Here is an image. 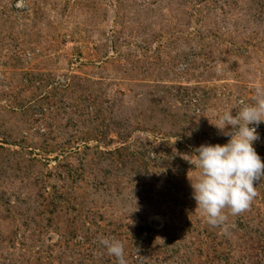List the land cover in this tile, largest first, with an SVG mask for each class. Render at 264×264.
<instances>
[{"label": "rangeland", "instance_id": "1", "mask_svg": "<svg viewBox=\"0 0 264 264\" xmlns=\"http://www.w3.org/2000/svg\"><path fill=\"white\" fill-rule=\"evenodd\" d=\"M257 87L264 0H0V264H264V180L213 227L183 159Z\"/></svg>", "mask_w": 264, "mask_h": 264}, {"label": "clouds", "instance_id": "2", "mask_svg": "<svg viewBox=\"0 0 264 264\" xmlns=\"http://www.w3.org/2000/svg\"><path fill=\"white\" fill-rule=\"evenodd\" d=\"M262 122L264 88L257 87L250 103L241 101L238 111L225 110L211 123L229 137L227 143L201 144L192 155L183 157L196 171L194 181L188 175L196 209L213 227H225L229 215L248 210L258 195L255 184L264 180V162L253 145ZM99 242L116 264H127L121 241L102 237Z\"/></svg>", "mask_w": 264, "mask_h": 264}]
</instances>
